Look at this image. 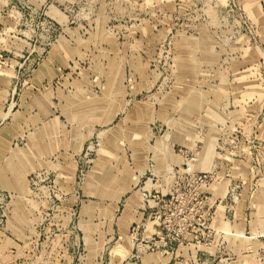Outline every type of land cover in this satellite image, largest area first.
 Returning <instances> with one entry per match:
<instances>
[{
	"label": "rangeland",
	"instance_id": "374dc122",
	"mask_svg": "<svg viewBox=\"0 0 264 264\" xmlns=\"http://www.w3.org/2000/svg\"><path fill=\"white\" fill-rule=\"evenodd\" d=\"M157 235L264 264V0H0V264H162Z\"/></svg>",
	"mask_w": 264,
	"mask_h": 264
},
{
	"label": "crops",
	"instance_id": "0c3cea01",
	"mask_svg": "<svg viewBox=\"0 0 264 264\" xmlns=\"http://www.w3.org/2000/svg\"><path fill=\"white\" fill-rule=\"evenodd\" d=\"M132 199H130L126 205L124 206V209L122 210V213L120 215V218H119V225L120 227H122L125 223V221L127 220L129 214L131 213V208H132V202H130ZM144 241V240H143ZM143 241L141 242V244L143 243ZM126 243L127 244V239L126 237H124V235L122 236V239L120 241V243ZM138 244V243H137ZM140 244V243H139ZM136 246V245H135ZM135 246L132 245L131 249L129 247V250H130V253H132L134 250H135ZM148 254H144L143 255V258L145 257V260H147L148 262H158L159 259L158 258H155V257H147ZM147 257V258H146ZM167 258V263H165L166 261H163L160 262L162 264H177L178 263V259H180V257H178L177 255L174 254V251L172 252H168L167 254L164 255V257L162 259H166ZM180 261V260H179Z\"/></svg>",
	"mask_w": 264,
	"mask_h": 264
},
{
	"label": "built area",
	"instance_id": "2783aa9c",
	"mask_svg": "<svg viewBox=\"0 0 264 264\" xmlns=\"http://www.w3.org/2000/svg\"><path fill=\"white\" fill-rule=\"evenodd\" d=\"M157 237L159 238V240H156V239H154V238H152V239H149V240H144L143 241V243L141 244H138L137 245V248H136V250H135V254H133V256L135 257V256H139L140 254V252H145L146 250H148V249H150V250H153L154 248L156 249V250H158V251H162V252H168L169 250L168 249H160V244H161V242L163 241V238H160V236L159 235H157ZM148 244V245H147ZM141 245V246H140ZM150 245H151V247H150ZM145 247H147L146 249H145ZM171 250L173 249V248H170ZM136 252L138 253V254H136Z\"/></svg>",
	"mask_w": 264,
	"mask_h": 264
}]
</instances>
